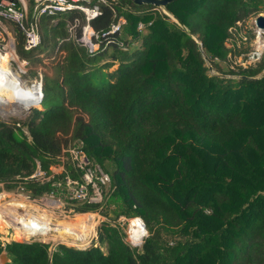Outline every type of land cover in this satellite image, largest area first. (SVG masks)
<instances>
[{
	"label": "trees",
	"instance_id": "trees-1",
	"mask_svg": "<svg viewBox=\"0 0 264 264\" xmlns=\"http://www.w3.org/2000/svg\"><path fill=\"white\" fill-rule=\"evenodd\" d=\"M262 13L264 0H175L163 9L106 0L89 22L93 54L78 42L82 13L41 18L32 51L19 33L17 54L30 64L47 49L64 55L43 76L40 109L0 119V192L37 162L50 174L74 147L109 175L111 190L102 206L78 208L105 211L99 246L0 240L7 264H264V51L248 62L257 33L240 34ZM67 157L66 171L80 178ZM54 180L24 187L41 196L55 192ZM121 217L144 222L140 247L125 241Z\"/></svg>",
	"mask_w": 264,
	"mask_h": 264
},
{
	"label": "built area",
	"instance_id": "built-area-1",
	"mask_svg": "<svg viewBox=\"0 0 264 264\" xmlns=\"http://www.w3.org/2000/svg\"><path fill=\"white\" fill-rule=\"evenodd\" d=\"M105 3L106 0H0V32L6 33L13 48L15 43L18 42V34H22L24 49L32 51L42 43L41 35L37 30V23L41 18L82 13L87 24L83 26L78 42L85 46L90 54H93L99 48L98 44L93 42L98 36L89 22L101 15V5ZM7 23L15 27L14 34L8 32L5 27ZM124 24L125 20L120 18L115 24L111 25L110 33L120 31ZM142 28L143 26L139 25V29ZM59 54L61 58L64 52L59 51ZM23 65L28 66L29 62L24 60ZM45 74L48 73L40 74L41 83ZM42 98L43 96L39 100V105ZM66 153H70L76 166L75 170L80 173V178H73L66 171ZM58 159L59 163L50 168V174H47L41 168L40 163L37 162L35 172L29 178H24L14 191L2 189L0 192V218L4 223H7L5 224L7 228H10L20 237L22 243L32 241L45 243L43 238H47V235L55 233L58 229L54 226L51 227L48 223H41L42 225H40L38 219L34 217L36 214L29 209L28 205L42 206L43 211H57L64 219H71L79 213V207L87 205L102 206L106 195L111 190L109 175L99 165L92 164L80 147L63 150ZM56 177L58 180L53 182L55 192L33 196L25 190L24 182L28 179L45 183ZM0 186L2 187V185ZM105 190H107L106 194ZM35 224H38V226L35 227ZM64 229L66 228L64 227ZM66 230L68 233L74 234L73 229ZM11 241H14L13 238ZM2 243L5 246L6 243L3 241Z\"/></svg>",
	"mask_w": 264,
	"mask_h": 264
},
{
	"label": "rangeland",
	"instance_id": "rangeland-1",
	"mask_svg": "<svg viewBox=\"0 0 264 264\" xmlns=\"http://www.w3.org/2000/svg\"><path fill=\"white\" fill-rule=\"evenodd\" d=\"M261 15H264V13H262ZM255 21H256V18H251L247 23H245L244 30L240 32V34H244L245 28L252 27L254 31L257 33L255 40H253L252 43L250 44V46L252 47V52L250 54L251 56L248 62H254L258 60L264 51V38H263L264 33L261 32L259 29H257ZM57 22H58V19H55L52 23L56 24ZM5 27L7 28L10 34L15 33V27L12 24L7 23L5 24ZM10 44L11 42L9 40V37L6 35V33L1 31L0 32V52L2 54H6L7 52H9ZM16 47H17V42L15 43V46L13 49L14 54H15V59L13 56L12 57L13 60H11V58H9L8 60L7 58H4L0 55V80L5 81V82L8 81L12 84H16L18 88L24 89V90H27L30 86L32 88V86H35V85L39 86L40 84H41V89H42L43 82L41 83L40 74L41 73L44 74L46 72L49 75H52L54 66L61 59L59 56L60 55L59 52H57V50L52 51L50 49H47L48 51L46 50L44 53L38 56V58L40 59V62H37L35 64L29 63L28 66H24L23 65L24 60L19 58ZM240 61H241V58H238L235 60V63H240ZM244 64H247V62H245ZM27 101L28 102H26V100H20L18 104H15V101L10 99L8 96L4 94H0V119L1 120H10V119L23 120L28 116L31 109L33 108L40 109L39 101L36 102L32 98ZM69 154L66 153L67 159H68L67 155ZM14 190L15 189H13L12 191ZM106 193H107V190H105V194ZM28 207L29 209L33 210V213H35L38 216H41L39 218H43L44 220H47V221L49 219L55 225H62V226H65V228L67 229L71 228L74 230V234H71V233H68L66 229L61 228V234H59V232L52 233L55 235H59V237L43 238L45 243L51 244L52 249L55 245H58V244H64L69 247H75L78 249H87L91 247L92 245L99 246V243L97 240L98 230L102 222L107 221V218L104 216L105 211L101 210V208L94 212L78 213L75 217H72L71 219H64L60 215V213L57 211H53V210L43 211V209L41 208L42 206H38V205L36 206L28 205ZM85 215L90 217V220L87 221V226L86 225L85 227L77 226L76 223L78 222V219H79L78 217L85 216ZM108 217L113 219V215L111 211H109ZM131 220L129 219L127 220L121 217L118 219L117 222L122 226V228L124 229V232L126 233L125 241L128 242L133 247L134 246L140 247L141 243L136 245L131 240V236H130ZM5 224L7 223H4L0 218V240L3 241L4 243H8L7 240L11 242V239L13 238L14 241L22 243L20 241V237H18V235H16V233H14V231H12L10 228H7ZM146 235H144V237ZM102 250L103 251L106 250L105 245L102 246Z\"/></svg>",
	"mask_w": 264,
	"mask_h": 264
},
{
	"label": "bare ground",
	"instance_id": "bare-ground-1",
	"mask_svg": "<svg viewBox=\"0 0 264 264\" xmlns=\"http://www.w3.org/2000/svg\"><path fill=\"white\" fill-rule=\"evenodd\" d=\"M13 49H14L13 45L10 44L9 52H7L6 54H2L0 52V55L4 58H7L8 60H9V58H11V60H13V58H12L13 56L15 59V54H14ZM0 94H4V95L8 96L10 99L15 101V104H18V102L20 100H26V102H28L27 100H29L31 98L33 100H35L36 102H38L40 100V98L42 97V91H41L40 86H38V85L32 86V88L30 86L27 90H24V89L18 88L16 84H12L8 81L5 82L2 80H0ZM34 217L38 219V220L37 219H35V220L39 221L40 225H42L41 223H48L49 225H51V227L54 226V228H58V229H56L55 232H59V234H61V228L65 227L62 225H55L49 219L47 221V220H44L43 218H39L41 216H38V215H36ZM78 218H79L78 222L77 223L75 222L77 224V226L85 227V225L87 226V221L90 220V217L86 216V215L85 216H79ZM37 226H38V224H35V227H37ZM68 229L71 230V228H68ZM144 233H146V230L143 227L142 220H140L139 218L132 219L131 220V226H130V236H131L132 242L134 244H140V242L144 236ZM47 237L57 238V237H59V235L49 234V235H47Z\"/></svg>",
	"mask_w": 264,
	"mask_h": 264
},
{
	"label": "water",
	"instance_id": "water-1",
	"mask_svg": "<svg viewBox=\"0 0 264 264\" xmlns=\"http://www.w3.org/2000/svg\"><path fill=\"white\" fill-rule=\"evenodd\" d=\"M130 1H132V3H134L135 5H139V6L151 5V6H154L156 8L163 9V8L167 7V5H169L171 2H173L175 0H130ZM255 24H256L257 29H259L261 32L264 33V15H259L256 18ZM40 88H41V86H40ZM41 91H42V89H41ZM142 223H143L144 229L146 230L145 224H144L143 221H142ZM140 243H142V242H140ZM136 245H138V244H136ZM9 262H10V259L8 258L6 251H3L0 254V264H7Z\"/></svg>",
	"mask_w": 264,
	"mask_h": 264
},
{
	"label": "clouds",
	"instance_id": "clouds-1",
	"mask_svg": "<svg viewBox=\"0 0 264 264\" xmlns=\"http://www.w3.org/2000/svg\"><path fill=\"white\" fill-rule=\"evenodd\" d=\"M147 233H144V235H146Z\"/></svg>",
	"mask_w": 264,
	"mask_h": 264
}]
</instances>
